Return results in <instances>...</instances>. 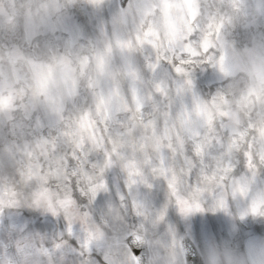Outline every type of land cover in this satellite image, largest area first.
<instances>
[{"label": "clouds", "instance_id": "clouds-1", "mask_svg": "<svg viewBox=\"0 0 264 264\" xmlns=\"http://www.w3.org/2000/svg\"><path fill=\"white\" fill-rule=\"evenodd\" d=\"M0 264H264V0H0Z\"/></svg>", "mask_w": 264, "mask_h": 264}]
</instances>
